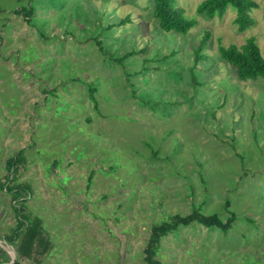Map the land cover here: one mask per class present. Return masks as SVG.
<instances>
[{
    "label": "rangeland",
    "instance_id": "374dc122",
    "mask_svg": "<svg viewBox=\"0 0 264 264\" xmlns=\"http://www.w3.org/2000/svg\"><path fill=\"white\" fill-rule=\"evenodd\" d=\"M154 1L0 0V182L16 169L11 185L31 186L27 213L51 241L41 264H148L153 225L201 203L237 219L179 226L162 264H264V79L240 80L218 52L255 37L264 55V0L244 32L233 8L210 19L203 0H174L188 33L163 30ZM14 204L0 188V264H37L5 239Z\"/></svg>",
    "mask_w": 264,
    "mask_h": 264
},
{
    "label": "trees",
    "instance_id": "16d2710c",
    "mask_svg": "<svg viewBox=\"0 0 264 264\" xmlns=\"http://www.w3.org/2000/svg\"><path fill=\"white\" fill-rule=\"evenodd\" d=\"M259 3L256 0H203L197 6V12L204 14L210 19L216 17L222 18L229 8L236 11L234 23L241 32L246 31L255 25L256 19L252 15L253 9L257 8ZM26 13V15H25ZM33 13L30 9L24 12V16L29 18ZM153 15L159 22V26L165 31H177L188 33L194 26L195 21L188 19L181 7L174 4V0H155L153 7ZM128 16L123 19V23L130 21ZM210 40V33L205 34L200 44L194 49L193 67L196 68L202 59H207L205 53ZM99 49L104 53L103 42L96 39ZM139 51H128L124 55L115 57V62L123 64L128 57L134 54L142 53ZM220 57L235 67L237 76L242 81L264 79V55L255 37H250L243 45L239 46L235 43L225 45L222 42L218 45ZM193 79L197 78L196 72L192 73ZM95 87L90 88V95L97 107L95 98ZM13 159L8 160V166H12ZM11 168V167H10ZM11 171V169H10ZM0 182V188L6 189L13 195L15 201L14 210L17 215V224L13 228L12 234L5 237L10 239L17 246L18 253L21 257L34 260L37 264H41L40 256H45L51 249V241L44 233L42 224L38 223V217L34 218L33 214L27 213L26 196L30 193L31 186L28 183L19 182L11 185L15 178L16 169ZM1 180V179H0ZM93 180V173L89 176V183ZM90 187V184L88 185ZM202 204V203H201ZM194 206L191 212L186 215L174 214L169 220L153 225L151 233L148 237L147 244L144 249L145 261L148 264H162L157 258V254L161 248L162 238L169 233L175 231L181 225H190L192 223H200L208 227H219L227 232L237 219L236 213L224 219L219 213L206 214L202 211V205ZM227 208L231 206V202H226ZM6 253V252H5ZM39 256V257H38ZM10 264H21L19 259L14 260Z\"/></svg>",
    "mask_w": 264,
    "mask_h": 264
},
{
    "label": "water",
    "instance_id": "95a60500",
    "mask_svg": "<svg viewBox=\"0 0 264 264\" xmlns=\"http://www.w3.org/2000/svg\"><path fill=\"white\" fill-rule=\"evenodd\" d=\"M13 262V261H12Z\"/></svg>",
    "mask_w": 264,
    "mask_h": 264
}]
</instances>
